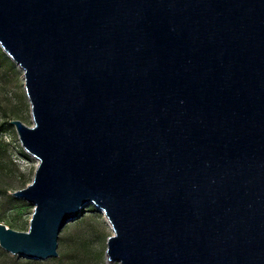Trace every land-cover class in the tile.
Listing matches in <instances>:
<instances>
[{
    "label": "water",
    "instance_id": "1",
    "mask_svg": "<svg viewBox=\"0 0 264 264\" xmlns=\"http://www.w3.org/2000/svg\"><path fill=\"white\" fill-rule=\"evenodd\" d=\"M37 159L0 247L58 256L93 204L118 264H264V0H0Z\"/></svg>",
    "mask_w": 264,
    "mask_h": 264
},
{
    "label": "rangeland",
    "instance_id": "2",
    "mask_svg": "<svg viewBox=\"0 0 264 264\" xmlns=\"http://www.w3.org/2000/svg\"><path fill=\"white\" fill-rule=\"evenodd\" d=\"M15 119L29 126L33 123L23 71L0 47V223L27 231L34 205L14 197L13 192L32 181L38 161L21 146L10 124ZM112 233L104 213L90 203L61 230L57 257L32 260L0 247V264H118L106 255L107 237Z\"/></svg>",
    "mask_w": 264,
    "mask_h": 264
},
{
    "label": "bare ground",
    "instance_id": "3",
    "mask_svg": "<svg viewBox=\"0 0 264 264\" xmlns=\"http://www.w3.org/2000/svg\"><path fill=\"white\" fill-rule=\"evenodd\" d=\"M104 218H105V220L107 221V223H108V225L110 226V228H112V227H111V224H110V222L107 220L105 214H104Z\"/></svg>",
    "mask_w": 264,
    "mask_h": 264
}]
</instances>
